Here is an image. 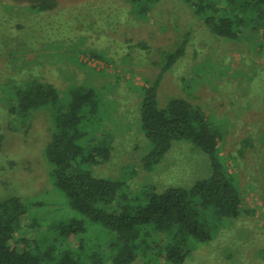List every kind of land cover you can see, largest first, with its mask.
Listing matches in <instances>:
<instances>
[{
	"label": "rangeland",
	"instance_id": "obj_1",
	"mask_svg": "<svg viewBox=\"0 0 264 264\" xmlns=\"http://www.w3.org/2000/svg\"><path fill=\"white\" fill-rule=\"evenodd\" d=\"M36 0H0V201L17 198L39 228L20 218L26 238L51 241V220L81 218L47 177L44 147L54 126L49 110L28 119L9 109L16 86L31 80L64 96L93 87L103 105L111 145L94 176L123 179L137 196L150 188L187 190L209 174L208 160L188 143H175L151 172L141 169L148 142L140 130L142 88L159 78L156 101L198 106L221 127L219 154L236 177L240 214L213 239L197 246L184 264H264V33L237 40L212 34L180 0H159L137 16L126 0H55L37 11ZM182 55L162 72L165 56ZM131 264H144L140 257Z\"/></svg>",
	"mask_w": 264,
	"mask_h": 264
},
{
	"label": "trees",
	"instance_id": "obj_2",
	"mask_svg": "<svg viewBox=\"0 0 264 264\" xmlns=\"http://www.w3.org/2000/svg\"><path fill=\"white\" fill-rule=\"evenodd\" d=\"M126 1L140 17L159 0ZM180 1L218 38L234 41L245 32L264 33V0ZM55 6V0H36L31 8L51 11ZM182 52L179 47L167 54L162 72ZM158 81L141 90L139 126L150 147L140 159L141 169L153 171L173 144L188 143L206 156L210 170L187 190L150 188L140 196L123 179L93 174V168L108 162L112 145L96 89L72 87L59 96L57 89L38 80L13 89L12 113L28 119L38 110H49L54 131L43 151L47 177L81 218L51 220L42 228L51 233V241L37 244V236L26 238L20 227L26 204L17 198L0 201V264H131L138 257L144 264H184L197 246L239 216L236 177L219 154L221 127L183 99H171L160 108ZM29 217L27 228L35 233L39 225Z\"/></svg>",
	"mask_w": 264,
	"mask_h": 264
}]
</instances>
